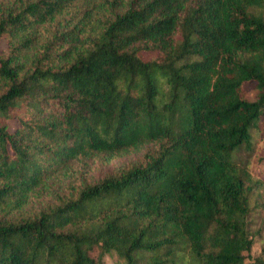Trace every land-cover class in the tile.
I'll return each mask as SVG.
<instances>
[{
	"label": "trees",
	"instance_id": "trees-1",
	"mask_svg": "<svg viewBox=\"0 0 264 264\" xmlns=\"http://www.w3.org/2000/svg\"><path fill=\"white\" fill-rule=\"evenodd\" d=\"M3 37L0 264H264V0H0Z\"/></svg>",
	"mask_w": 264,
	"mask_h": 264
},
{
	"label": "rangeland",
	"instance_id": "rangeland-1",
	"mask_svg": "<svg viewBox=\"0 0 264 264\" xmlns=\"http://www.w3.org/2000/svg\"><path fill=\"white\" fill-rule=\"evenodd\" d=\"M6 41L7 39L5 37L0 39V52L6 48ZM245 87L248 91L249 96H252L254 91L252 89V84H245ZM251 147L250 149H243L241 150L235 158L239 162H244L248 165L252 173H256L259 177L264 176V166L261 161L258 160V156L264 153V117L261 119V121L258 123V128H254L251 131ZM136 156L131 155L127 157L121 158L118 162H115L113 164H110L109 166H105L102 168L109 169L117 164H119L121 161H132ZM263 211L255 212L252 216V223H251V230H254V233L252 235V245L250 250V256L251 257H261L264 259V215ZM92 255L96 254V251H91ZM105 264H113V261L111 258L106 257L105 258Z\"/></svg>",
	"mask_w": 264,
	"mask_h": 264
}]
</instances>
